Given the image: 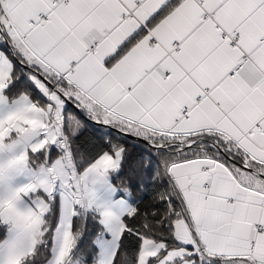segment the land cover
Returning <instances> with one entry per match:
<instances>
[{
    "label": "snow or ice",
    "instance_id": "snow-or-ice-1",
    "mask_svg": "<svg viewBox=\"0 0 264 264\" xmlns=\"http://www.w3.org/2000/svg\"><path fill=\"white\" fill-rule=\"evenodd\" d=\"M0 264H264V0H0Z\"/></svg>",
    "mask_w": 264,
    "mask_h": 264
}]
</instances>
